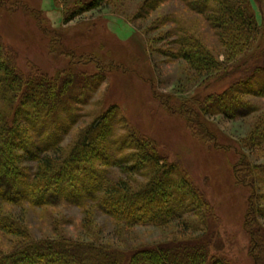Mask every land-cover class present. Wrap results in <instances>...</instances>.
Listing matches in <instances>:
<instances>
[{
	"label": "rangeland",
	"instance_id": "obj_1",
	"mask_svg": "<svg viewBox=\"0 0 264 264\" xmlns=\"http://www.w3.org/2000/svg\"><path fill=\"white\" fill-rule=\"evenodd\" d=\"M92 1L98 4L90 10L86 4ZM154 1L0 0V37L15 53L16 66L25 78L68 71L103 77L98 78L102 80L98 84H89V92L79 98L83 101L73 105L79 110L75 121L65 119L71 126L58 145L61 149L72 145L78 132L99 112L113 108L108 118L113 120L115 136L133 131L152 142L161 158L182 171L209 210L201 208L203 214L196 211L161 228H127L92 204L79 208L70 203L0 202V219L11 216L23 224L28 235L24 239L0 231V255L19 249L22 243L63 239L131 252L169 242L187 243L205 234L210 259L255 264L253 237L248 230L256 231L250 222L248 229L245 223L251 211L248 199L253 197L254 208H264L263 192L254 186L259 191L253 194L238 183L235 167L243 156L252 166L264 165V99L244 95L254 112L243 118L202 115L199 110L207 97L223 93L250 68L264 64V0H252L259 28L256 40L242 54L229 57L203 18L176 0H161L154 10L146 8ZM69 17L71 20L64 22ZM180 28L196 34L209 49L221 64L217 73L199 77L190 65L169 57ZM202 131L213 138L197 139L198 133L205 138ZM39 150L36 145L30 151L37 156ZM111 154L114 159L115 154ZM18 155L19 168L32 172L37 166L33 157L22 150ZM102 169L107 180L124 178L118 167ZM8 182V187L2 184L0 195H18V199L20 187L13 180ZM256 219L264 229V219ZM182 221L190 225L186 230ZM260 234L264 240V230Z\"/></svg>",
	"mask_w": 264,
	"mask_h": 264
},
{
	"label": "trees",
	"instance_id": "obj_2",
	"mask_svg": "<svg viewBox=\"0 0 264 264\" xmlns=\"http://www.w3.org/2000/svg\"><path fill=\"white\" fill-rule=\"evenodd\" d=\"M176 1L207 22L228 57L242 54L256 40L259 28L252 0ZM160 3L161 0L152 5L147 3L146 8L154 10ZM97 4L92 1L86 8L92 10ZM71 18H65L64 22ZM173 43L175 48L169 51V57L190 65L197 76H212L219 71L221 64L190 30L185 33L178 29ZM14 55L0 37V190L3 183L8 187L9 180L20 187L18 199V195L13 198L0 195V202L19 205L21 201H29L42 206L70 203L79 208L92 204L127 228H161L196 211L201 215L209 210L182 171L161 158L152 142L139 138L133 131L115 136L116 128L110 123L112 118H108L113 108L99 112L78 132L72 145L61 149L58 145L71 126L65 124L66 117L75 121L79 108L73 105L83 101L79 98L89 92V84H98L103 77L68 71L25 78ZM246 94L264 99V64L250 68L246 76L234 81L223 93L207 97L199 113L218 114L227 119L246 117L254 112V107L244 99ZM193 119L198 117L193 115ZM202 132L203 140L199 133L195 137L201 141L213 138ZM36 145L41 153L37 156L30 151ZM19 150L36 161L32 172L19 168ZM111 153L115 154L114 159ZM106 166L118 167L124 178L107 180L102 169ZM235 169L238 183L253 194L260 188L264 197V165L252 166L243 156ZM252 202L250 197L251 211L245 226L249 227L250 222L256 231L248 230L253 237L250 240L254 263L264 264V240L260 234L264 229L256 219L257 216L264 219V208H254ZM201 208L203 213L199 212ZM198 224L195 222L194 226ZM182 226L186 230L190 225L183 222ZM0 231L28 237L23 224L7 215L0 219ZM203 235L187 243L169 242L131 252L66 239L22 243L19 249L0 255V264H229L223 259L209 258V242Z\"/></svg>",
	"mask_w": 264,
	"mask_h": 264
}]
</instances>
